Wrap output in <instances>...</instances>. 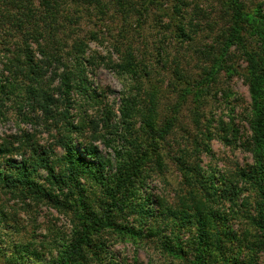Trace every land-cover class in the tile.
Segmentation results:
<instances>
[{
    "label": "rangeland",
    "instance_id": "rangeland-1",
    "mask_svg": "<svg viewBox=\"0 0 264 264\" xmlns=\"http://www.w3.org/2000/svg\"><path fill=\"white\" fill-rule=\"evenodd\" d=\"M237 1L251 16L264 9V0ZM152 2L58 0L57 15L52 18L55 42L49 48L60 60L56 63L30 39L32 32L28 35V30L43 25L38 0H12L1 6L0 82L9 86L6 79L12 77L14 84L11 98L0 103V144L17 147L36 143L51 158L63 153L57 144L59 132L50 118L52 113H45L39 106L32 108L26 95L29 81L6 68L10 58L14 60L22 54L20 46L27 39L32 45L29 57L39 63H53L42 70L45 88L58 100L51 106L54 112L68 110L82 128L80 139L97 151L95 159L83 153L84 156L103 163L106 176H112L114 181L124 160L140 170L142 180L133 177L127 184L122 205L130 196L137 205L149 199L148 206L156 210L160 203L180 208L183 199L192 203L198 191V205L204 212L216 211L227 218L224 223L239 236L247 234L252 240L257 230L241 212H254L258 195L243 174L251 172L259 162L249 149L253 103L245 75L247 53H264V37L247 20L241 31L242 41L230 45L234 39L229 37L232 20L228 0ZM37 38L40 40L42 35ZM78 40L88 43L85 67L81 69L70 52ZM128 59L133 65L129 71L121 70L118 65ZM65 66L82 78L86 73L85 89L77 86L69 97L60 79ZM170 122L174 125L166 132ZM77 148L82 151L80 145ZM184 154L191 166L198 164V183L194 177H186L178 164ZM12 158L22 160L18 154ZM40 171L45 175L43 169ZM211 178L218 185L215 189L206 185L208 193L222 198L216 204L207 200L205 186L200 183H210ZM81 182L83 187L73 193L66 187V196L56 191L53 199L40 203L0 188V207L9 215L14 246L31 245L34 240H71L81 214L101 216L110 203L107 191L88 176ZM42 183L48 187L50 181L43 178ZM84 197L89 207L84 208ZM60 201L62 206L56 207ZM134 208H115L111 218L118 225L93 240H112L114 258L125 264H150L151 258L154 264H184L163 257L158 243L152 242V248H147L144 243L130 241L160 240L148 234L152 223L157 224L160 233L166 230L164 236L173 237L171 229L174 235L179 232L164 221L168 216L156 213V218L149 219L144 227L145 237L135 235L143 218L139 207ZM222 240H226L224 236ZM46 254L44 251L48 260ZM3 256L0 255V264H7Z\"/></svg>",
    "mask_w": 264,
    "mask_h": 264
},
{
    "label": "trees",
    "instance_id": "trees-1",
    "mask_svg": "<svg viewBox=\"0 0 264 264\" xmlns=\"http://www.w3.org/2000/svg\"><path fill=\"white\" fill-rule=\"evenodd\" d=\"M10 1L12 0H0V13L4 10L1 6H6L5 4ZM149 1L152 2V0ZM38 4L41 8L38 14L43 25L39 26V30L34 28L32 31L28 30V35L32 32L30 39L36 41L41 53L46 54L48 58L53 59L56 63L60 60L53 52L49 51V48L55 42L52 26L54 19L52 18H56L58 0H38ZM228 5L231 9L229 16L232 20L229 37L231 35L234 39L230 41V45L235 41H242L241 31L245 30L243 24L247 20L248 23L251 21L253 30L258 31L264 37L263 8L257 10L256 14L251 16L243 12V8L237 0H228ZM249 16H251V19ZM38 35H42L40 40L37 38ZM230 45L228 44V46ZM31 46L29 40L25 39L22 46H20L23 49L19 50L22 54H19L14 60L10 58V64H7L6 68L13 74L18 72L26 77V81H29L26 83V95L27 102L32 108L39 106L45 113H52L50 118L54 119L59 132L57 144H59L63 153L60 155L55 154L51 158L47 155V150L36 143L17 147L0 144V188L16 196H23L24 200L30 198L40 203L53 199V194L56 191L65 195L64 190L66 187L68 188L67 191L71 190L70 193H73L76 188H82L83 183L81 180L88 176L97 186L107 191L110 203L108 209L101 216L97 213L81 214L79 218L80 227L76 228L71 240H48L47 243L34 240L31 245L27 244L26 246H14L15 240H11L12 231L9 230L11 227L8 224L10 223L9 215L0 207V255H4L2 257L4 262L7 264H23L25 262L26 264H125L124 260L118 262L114 258L115 251L113 250L114 243H112V240L96 241L93 240V237L102 236V232L105 233L108 229L115 228L118 223L111 218L114 215L113 212L115 213V208L128 206L130 208L139 207L140 217L143 218L141 228L134 233L137 236L145 237L143 235L145 233L143 231L144 227H147L149 219L156 218V213H159V216L163 215L162 217L168 216V218H164V221L179 229V232L175 235L171 229L173 237L164 236L166 230L160 233L156 229L157 224L152 223L148 225V234H151L152 237H161L160 240H130L135 244L141 245L144 243L143 245L147 248H152V242L158 243L162 248L159 251L162 252L161 255L170 259L171 262L179 260L184 264H264V53H247L248 71L245 75L253 103L252 136L249 149L256 156V161L259 162V165L251 172L243 174L259 197H257V202L255 201L257 207H255L254 212H241L245 214L257 230L254 239L248 240L247 234L239 236L232 227L224 223L227 218L223 219L214 210L204 212L205 210L198 205V191L195 194L193 192L192 203H187L183 199L180 202V208H173L170 205L160 203L159 210H156V208L152 209L148 206L151 204L149 199H145L137 205L138 203L130 196L127 199L125 198L123 201L125 204L122 205L121 202L126 197L124 192L127 191V184L131 182L133 177L136 181L142 180L140 170L134 163L130 164L128 160H124L118 166V175L114 181L112 176H106L103 163L97 164L84 156L83 153L88 155L89 158L95 159L97 158V151L93 146H86L85 142L80 139V136L83 135L82 128L75 118L69 115L68 110L54 112L51 106L58 100L45 88L42 70L50 68L53 63H45V61L39 63L29 57ZM87 49L88 43L85 40H78L73 44L70 51L77 60L80 69L85 67L84 61H86ZM22 58L23 60H21ZM132 63L128 59L125 64H119L118 67L123 71H129L133 65ZM65 68V72L60 73V79L66 95L69 97L77 86L85 89L84 77H86V73L82 78L80 74H75L74 70L67 69V66ZM11 79L12 77L6 79L9 86L0 82V103L10 99L13 94L11 86L14 81ZM65 100L68 99L65 98ZM168 125H170V128L166 132L174 124L170 122ZM78 145H80L82 151L78 150ZM15 154L20 155L22 160H14L12 157ZM186 158L185 154L182 158H178V164H180V168L186 177L190 175L198 183V176H200L198 164L191 166ZM40 169L45 171V175L42 174ZM43 178L45 182L50 181L48 187L47 184L42 183ZM200 183L205 186L204 195L210 203L216 204L219 200L221 201V196H212L207 191L206 185L213 189L218 185L212 178L210 183L207 180ZM214 193H217V190ZM25 195L29 197H25ZM70 203V206L73 205L71 199ZM64 204L67 206L66 203ZM88 204L89 201L84 197V208L89 207ZM58 206H62L61 201L58 202L56 207ZM156 207L158 208V206ZM128 230L129 233H132L131 229ZM5 236L10 238L4 239ZM223 236L226 240H222ZM115 241L119 243L128 240ZM44 251L47 253L48 260L44 258ZM190 254L192 258L189 257ZM18 260H20V263ZM137 262L136 264H139ZM153 262L154 260L151 258L149 263L154 264Z\"/></svg>",
    "mask_w": 264,
    "mask_h": 264
}]
</instances>
